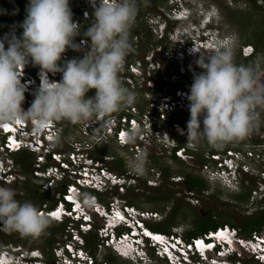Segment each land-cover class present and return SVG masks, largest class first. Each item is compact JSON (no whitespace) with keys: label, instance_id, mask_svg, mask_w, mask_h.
Masks as SVG:
<instances>
[{"label":"clouds","instance_id":"clouds-1","mask_svg":"<svg viewBox=\"0 0 264 264\" xmlns=\"http://www.w3.org/2000/svg\"><path fill=\"white\" fill-rule=\"evenodd\" d=\"M170 1L171 7L167 12L164 10V16L159 14L148 21L150 26L153 25L158 31H162L164 38L170 34L166 32L169 20L177 22L187 20L198 13L200 6L193 2L195 10L192 11L190 10L192 5L188 4V0ZM229 4L234 6L233 1ZM78 6L83 22L91 23L76 41L75 37L80 35L83 22L79 19L73 20L69 0H28L26 15L22 23L16 26L17 30L22 29L19 36L13 29L0 37V153L12 154L26 149L37 154L39 160L37 163L34 161V164L41 173H35V176L47 180L42 183L46 191L54 190L58 182L61 184L65 182V190L56 192V200L50 205L45 203L39 209L31 202L21 203L15 199L16 192L13 188L0 186V229L39 236L49 226V220L57 223L68 221L65 226L66 241L58 246H52L53 260H48L40 249L24 251L20 245L6 243L0 244V264H112L101 257L96 258L88 250L86 235L90 232L97 233L100 241L97 246L104 247L126 260L136 258L137 262H141L155 258L163 259L167 264L179 262L235 264L239 263V260L234 262V259L231 261L228 258L236 257L238 253L240 256L247 254L257 263L264 264V229L245 237L240 235L238 228L223 224L189 240L184 238L181 231L170 233L154 231L147 226L149 225L147 221L158 217V213L140 209L116 198L102 202L98 196L114 190L119 191L118 188L113 190L109 188L112 183L117 187L123 185L125 189L133 186L135 182H130V177L115 183L110 177L102 175L106 180V185L102 187L76 181L72 178L73 175L82 176L84 166L94 165V162L88 159L91 156L85 149L78 150L79 154L84 155L78 159L76 173L71 174V168L61 165V161L71 163L68 157L71 150L68 153L56 150L53 141L59 133L62 134V128L57 122L67 121L75 125L93 117L104 116L111 120L110 114L131 105L137 106L141 112L140 105L135 104L137 94L124 86L119 78L122 66L126 69L136 67L137 63L141 66L138 60L131 63L125 60L132 50L129 35L138 10L137 0H81ZM212 7L213 4L210 6L211 9L206 7V11L204 7L199 9L207 13L206 20L200 28L194 29L197 34L188 36L183 43L180 41L179 55L181 51L191 55L208 49L212 41V35L208 36V25L218 19L215 17L216 13L212 15L211 21L208 18L215 9ZM85 8L90 12L89 17L83 14ZM222 21L224 20L219 18L218 25ZM228 35L230 37L226 36L227 39L223 36L222 41L217 43L210 55L199 53L195 63L201 71L193 74L189 88L177 89L174 95L165 94V97H169L168 102L172 107L164 106L165 99L160 104L159 109L166 112L168 119L176 111H180L179 109H188L189 119L186 122L188 145L178 147L179 142L173 143L166 131L157 128L159 121L145 126L147 122L142 121L141 114H134L139 124L132 127L128 121L124 124L121 122L124 114L131 116L124 111L115 123H111L114 131L121 127L127 129L129 134L125 146L130 147L133 153L131 147L134 148L136 144L141 146L143 154L127 160L129 168L134 172L133 175L137 174L140 177L147 175L152 168L147 166L143 169L145 159L149 157V152L144 150L148 141H154L168 148L171 153L174 151L180 159H185L189 154L196 155L197 149L191 147H196L200 140H205L214 148L228 143L233 145V142L248 136L258 124L261 117L259 109L264 110V56L258 55L247 65L237 64L235 62L237 38L231 36L233 34ZM81 37L87 39V45L84 46L86 49L82 47L81 49L77 44ZM175 41L177 40L173 38V42ZM244 45H250L248 48L253 49L252 55H255L253 44ZM67 49L74 50L70 52V56L73 52L80 51H83V55L62 61V55ZM29 63L33 66L30 67ZM57 73L61 76L55 75ZM38 76L40 84L36 81ZM91 89H95L94 96L86 97V93ZM181 90L186 92L183 98L180 96L181 93L177 94ZM24 101L30 104L27 109L22 107ZM180 104L184 107H180ZM175 123L180 122H173L176 131L184 130L185 127L181 123L179 128H176ZM1 125H7L6 129ZM99 127L101 129L108 127L101 118ZM57 129L58 134L54 133ZM156 129L160 130L159 138L154 133ZM141 133L144 136L140 138ZM9 137L13 146L11 149L5 147V141ZM22 141L27 142V145L21 143ZM249 144L254 143L251 141ZM70 146L73 148L72 143ZM181 147L184 148L187 157L176 154L177 149ZM231 148L237 147L233 145ZM218 154L219 159L225 156L221 149ZM47 157L52 158V163H48ZM55 166L58 167L57 170H49ZM36 168L33 169L34 172ZM224 168L228 172L227 176L236 181L235 184L224 187L236 190L239 185L241 186L239 170L242 173L245 170L238 164L231 167L225 164ZM17 172L13 159H0V181L7 184L17 181L20 177ZM59 172L62 173V177L57 176ZM151 172L154 174V169ZM246 172L253 175L255 170L250 169ZM68 177L71 179L66 181ZM258 177L264 178L261 174ZM261 179L252 190L251 196L257 192L263 193L264 196ZM58 211H61V214L56 218L55 214ZM95 217L103 220L101 225L95 226Z\"/></svg>","mask_w":264,"mask_h":264},{"label":"rangeland","instance_id":"rangeland-1","mask_svg":"<svg viewBox=\"0 0 264 264\" xmlns=\"http://www.w3.org/2000/svg\"><path fill=\"white\" fill-rule=\"evenodd\" d=\"M6 7L15 17H22L26 15V7L21 6L20 0H2ZM81 3V0H69V6H76L78 3ZM170 0H140V7H137V14L135 16L134 23L131 27L137 29V33L131 37L129 35V41L132 46L131 52L127 55H131L136 58L140 62V65L137 63L134 69H126L122 66V69L119 72V78L130 90H133L137 94L136 102L141 107H144L141 112H147L150 110L149 105L151 107V101L157 102V108L152 109L151 113H158V109L161 107V102L165 97V94L171 90L174 85L182 84L185 85L186 88H189L194 73H199L201 69L196 65V60L199 57V53L201 55H210L214 50L218 42L222 41L229 33L233 34L231 36H235L237 38V44L235 48V61L240 59L239 56L248 54H253V49H249L250 45H242V42L246 39H256L255 36H259L264 42V0H257V4H250L245 0H237L234 1V6H231L229 3L231 0H188V4L192 5L193 2L199 4L198 13L193 14L187 20L183 21H174L169 20L166 32L168 31L170 34L166 38L162 35V31H158L155 26H150L148 21L151 18H155L159 14L163 15L164 10H167L171 7ZM213 4L212 8H215L208 16V18L212 19V15L214 13L215 17L222 18V21L218 25L217 23H211L208 25L209 35H212L211 44L208 46V49L202 50L199 53H193L188 55L186 52H180L179 55V43L188 36H194L197 34V31L194 29L200 28V25H203V22L206 20L205 16L207 15L204 11H199L200 8L204 7L205 11L211 9L210 6ZM194 6L190 8V10L194 11ZM207 7V8H206ZM144 13V14H143ZM164 16V15H163ZM146 17V21L144 18ZM158 19V17H157ZM22 19H20L19 23H22ZM18 23V24H19ZM91 22H83L80 27V35H78L76 40L83 35L84 31L90 26ZM209 23V21H208ZM80 25V24H79ZM217 25V26H216ZM16 34L22 32V29L15 30ZM4 33H0V37H2ZM163 37V38H162ZM173 38L177 41L173 42ZM227 39V38H225ZM224 39V40H225ZM83 49H86L82 46ZM81 48V49H82ZM178 49V51H177ZM255 55L254 59L258 56H264V49L259 48ZM83 55V51H80L76 55L69 56L67 59L79 58ZM126 56V57H127ZM125 57V58H126ZM176 57H179L177 59ZM30 67L33 66L31 63L28 64ZM27 65V67H28ZM123 76V77H122ZM35 92V91H34ZM33 92V93H34ZM178 94V93H177ZM159 105V106H158ZM30 106L29 102H23L22 107L27 109ZM137 107V106H136ZM126 108V107H125ZM125 108L122 111H125ZM157 109V110H156ZM137 110L138 107H137ZM180 111H176L169 119L168 115L165 116L168 120L164 119L163 121L158 122L157 128L167 132V136L170 137L173 143H184V145H188L186 143V122L189 119V111L179 109ZM140 112V113H141ZM260 119L263 121H259L264 123V110H260ZM153 115V114H152ZM142 117V116H141ZM175 117L178 119L185 128L184 130L176 131L170 121ZM107 126H111L112 121L106 122ZM59 127L65 131L66 136L59 133V136L55 138L53 141L56 150H61L64 153H68L73 148L70 144L74 141H81L83 137H81L80 126L81 123L71 124L67 121L57 122ZM179 123V124H180ZM183 133V134H182ZM259 131L253 130L248 135V143L251 141L260 142L261 139H264V131L260 133V137H257ZM236 143L241 142L235 141ZM244 144V143H243ZM196 150V155L193 158L189 156L185 159H181V161H174L171 158V152L168 148L158 145L153 142L148 141V145L144 147V150L149 152V157L147 160L145 159V163L143 165V169L147 168V166L152 167L149 174L137 176V174L133 175L134 172L129 168L127 160L130 158H135L134 153L130 150V147L119 145L114 138L109 139L107 141L102 142L101 144H97L95 147L89 149L87 151L88 155L95 159H103V156L109 157V160H104L103 163L105 166L113 170L115 173L120 174L125 177H134L135 184L131 187L126 188L123 192L119 191H111L102 196V202L109 201L111 198H116L119 201L127 202L128 200H136L138 206L136 207L158 213V217L151 218L147 223L148 227L153 229V226H163L171 231H181L185 232L187 229H192L194 227V223L202 222L203 217L214 213L217 215L218 220H227L231 221L234 224L240 225L243 223L247 216H254L260 211V206L258 205L261 200L264 201L263 193H258L254 196H251L249 201L243 202V200L237 199V193H240L241 187L236 190H231L227 187L221 185L220 181L210 180L208 174L205 170V165L207 164L212 170L216 169L217 164L211 158V149L214 147H210L203 140L196 145V147H191ZM219 149V148H217ZM264 149V143H262V148ZM143 154V153H142ZM37 154L33 153V157L35 163L39 160L36 156ZM203 157L200 161L199 156ZM144 156V155H143ZM0 157L4 160H12L15 157L12 154H8L7 152L0 153ZM155 157H159L157 161H155ZM0 158V159H1ZM46 158V157H45ZM52 159V158H51ZM51 159L47 157L48 163H52ZM31 166L32 175L35 176L34 168L36 165ZM202 162V163H201ZM17 163V162H16ZM250 167H256L255 172L251 175L249 172L245 171L240 175V181L246 183V185L253 186L252 189L257 187V182L261 178L258 175L261 174V171L264 169V162L258 161L257 163L249 162ZM169 166L171 169V175L168 177L165 173L164 168ZM17 173L19 174V178L17 181L7 184L0 181V186L11 187L15 190L17 199L19 202L23 203L30 199L31 195L27 193L26 188L23 187V180L26 179L29 175L25 174L22 166L17 163L16 164ZM154 169V174L153 171ZM197 173L201 175L207 182L208 186L204 192L190 191L187 188L184 182L185 173ZM36 177V176H35ZM68 180L66 181H69ZM179 179V180H175ZM152 181V182H149ZM263 186H264V178ZM37 182H41L37 179ZM63 184L59 183L56 187L49 189L50 192L47 193V203L50 205L54 200H56V192L61 189ZM40 192L42 193L45 190L44 186H40ZM168 194L170 199L164 201L159 199L162 194ZM236 195V196H235ZM32 198V197H31ZM152 198L153 200H150ZM159 200H158V199ZM33 199V198H32ZM33 203V202H31ZM34 204V203H33ZM36 206V204H34ZM176 206H179L180 210L176 214V224L171 225L169 223L170 216L172 212L175 210ZM102 219L95 217V226H99L102 224ZM49 226L40 236H30L23 235L21 233L15 231H8L0 229V244L4 245L8 243V245H20L26 250L40 249L42 250L45 247V241L51 233H48L51 229L58 228V232L52 238L55 240L53 247L58 246L66 241V232L65 226L67 224L64 223L61 226L53 221L49 220ZM149 228V229H150ZM264 232V230H263ZM50 237V236H49ZM28 238V243L23 241L22 239ZM14 242V243H13ZM15 242H19L15 244ZM100 242L97 240V244ZM95 246L92 250H89L95 257H101V259H105L110 256L112 264H164L160 261L155 260L154 258L151 261L144 260L141 262H137L136 258L131 259H123L118 257L117 254H113L108 249L104 247ZM29 250V251H30ZM246 254V253H245ZM236 258L239 260V263L235 264H250L249 255L246 256L243 254H236V257L231 256L228 259L233 261ZM249 261V262H246ZM259 264V263H254Z\"/></svg>","mask_w":264,"mask_h":264},{"label":"trees","instance_id":"trees-1","mask_svg":"<svg viewBox=\"0 0 264 264\" xmlns=\"http://www.w3.org/2000/svg\"><path fill=\"white\" fill-rule=\"evenodd\" d=\"M21 2V6L26 7L27 6V2L28 0H20ZM233 1V0H231ZM237 1V0H234ZM247 2H250V4H254L256 5L257 2L256 0H245ZM80 3H78L76 6H72L70 7L73 13V20L79 19L82 20V22L84 21L83 16L81 14V12L79 11V5ZM140 0H137V7H140ZM144 14V13H143ZM25 16L22 17H15L12 12H10L8 10V8L6 7V4H4V2L2 0H0V33H3L5 30L19 26L21 23H19L20 19H24ZM19 23V24H18ZM137 29L132 28L130 30V36L133 37L136 33H137ZM231 34V33H230ZM257 38V40L255 39H246L244 40V42H242V44H253L255 46V50L256 52L258 50H260L259 48H263L264 49V42L260 38L259 36H255ZM76 41V38H75ZM79 52H73V55L78 54ZM240 59L236 60L235 62L237 64H249L250 62H252L254 60V55H250V56H239ZM127 63H131L136 61V58L132 57L131 55L127 56L125 58ZM128 67V66H126ZM123 77V76H122ZM180 88H186L185 85L182 84H177L174 85L170 91H168V93H166V95H174L177 89ZM95 94V89H91L89 90L88 93H86V97H90V96H94ZM32 97V96H31ZM32 99H34V97H32ZM136 105L139 106V104H137V102H135ZM139 108L141 110H143L144 107L139 106ZM124 114V112L122 110L112 113L110 115H116L117 117H121ZM178 119H175V117L170 121V123L172 122H178ZM259 121H263V119L259 120ZM258 122V124L256 126H254L253 130H257L259 131V134L257 137H260V133L262 131H264V123ZM62 134L64 136H66L65 131H63L62 129ZM248 136H246L244 139L241 140V142H239L240 144L243 143H247L248 141ZM206 144L207 142L205 140H203ZM260 142H264V139H261ZM254 144L258 143L257 141H253ZM181 145H184V143L179 142L178 147H180ZM208 145V144H207ZM233 147L232 143H228L222 147H218V148H222L221 150H223V152H225L228 148ZM239 148V147H237ZM219 149L217 148H212L211 152H218ZM12 155H14L15 157H13V160L17 163H19L25 174L29 175L28 177H26V179L23 180V187L22 188H26V191L28 194L31 195V198L28 199V202H33L34 204H36L37 209L41 208L45 203H47V193L50 191H43L42 193L40 192V186L42 185V183L46 182V179L43 178H39V177H35L32 175V168L31 166L33 165V161L35 159V157H33V152L28 151L26 149H22L21 151L18 152H14L12 153ZM199 156V155H198ZM159 157H155V161H157ZM171 158L174 161H181V159L179 157H177L174 153V151H172L171 153ZM199 158H201L199 156ZM203 159V157L201 159H199L200 161ZM203 162V160H202ZM201 162V163H202ZM16 163V164H17ZM165 173L168 177L172 176L171 175V169L169 166H166L164 168ZM184 175V182L185 185L187 186L188 189H190V191H197V192H204L208 186L206 180L199 174L197 173H185ZM37 179H39L41 182H37ZM61 182H58V184ZM63 186L61 187V191L65 190V182H62ZM241 191L240 193H237V199L239 201V199L243 200V202H247L250 199L251 196V192H252V188L253 186L251 185H246V183L242 182L241 184ZM89 193H93V191H88ZM99 198L102 200V196H104L103 194H98ZM236 196V195H235ZM158 199V198H157ZM159 199H162L164 201H167L170 199V196L168 194H162L161 197H159ZM158 199V200H159ZM150 200H153L152 198H150ZM127 203H129L130 205H137L138 203L136 200H128ZM261 208L260 211L254 215V216H247V219L241 223L240 225L234 224L231 221H227V220H218L217 219V215H215L214 213H211L209 215H206L205 217H203L202 222H197L194 223V227L191 229H187L185 232H183V236L186 240H189L191 237H195V236H200L203 235L205 232L209 231V230H214L216 229L218 226H221L223 224H230L236 228H238L240 235L242 236H251V234L253 232H260L264 229V201L261 200L258 204ZM180 210L179 206H176L175 210L172 212L170 219H169V223L171 225L176 224V214L177 212ZM57 223V222H54ZM60 226L64 223H57ZM63 226V225H62ZM153 230L154 231H159V232H167L170 233V230L167 229L166 227L163 226H153ZM58 232V228L55 227V229H51L48 233H51V235L48 236V238L45 241V247L42 249L43 254L46 256V258L48 260H53L54 259V255H53V251H52V245L54 244L55 240H53L52 238L55 236V234ZM40 236V235H39ZM23 241H25L26 243H28V238H24L22 239ZM97 240H99L98 235L96 232H90L86 235V242H87V248L88 250H92V248L95 246V244H97ZM16 244L19 242H15ZM246 256V255H245ZM250 258V264H254L257 263L256 260H254L252 257ZM155 259V258H154ZM107 261H112L111 257L108 256L106 258ZM157 260V259H155ZM157 261H160L164 264H167L165 260H161L158 259ZM238 261V259L234 258V262ZM249 262V261H246ZM160 264V263H159ZM249 264V263H247Z\"/></svg>","mask_w":264,"mask_h":264},{"label":"built area","instance_id":"built-area-1","mask_svg":"<svg viewBox=\"0 0 264 264\" xmlns=\"http://www.w3.org/2000/svg\"><path fill=\"white\" fill-rule=\"evenodd\" d=\"M83 14L87 17L90 16V12L85 8L83 9ZM17 30V27H14L12 29H7L6 31H4L3 33H8L9 31L11 30ZM77 44L80 45V48L82 46H86L87 45V39L85 37H81L78 41H77ZM74 50L72 49H67L66 52L62 55V61L63 60H66L70 55L71 53ZM132 69H134L132 67ZM52 75V74H51ZM55 75H59L61 76L60 73H57ZM55 75H52V76H55ZM49 76V79H51L50 75L48 74ZM36 81L40 84V79H39V76H38V80L36 79ZM182 95H181V94ZM178 94H180L181 98H183V94H186V92L183 90L181 91H178ZM165 99V103H164V106L166 107H172L171 104H169V97H164ZM157 102L155 101H151V107L149 105V108L150 110L147 111V112H142L140 113L139 110H137V108L134 106V105H131V106H128L125 108V111L127 113H130L131 116L128 117L126 114H124L122 117H121V122L124 124L126 121H128L130 124H131V127L135 124H139L137 121H136V117L134 116V114H141L142 116V121L143 122H147L145 124V126H148L150 125L151 123L155 124L157 123L159 120H162V119H166L165 116H167L166 112H164L163 110L161 109H158V113L154 114V113H151L150 111H152V109H155L157 108ZM173 104H175L173 102ZM159 106V105H158ZM180 107H184V105L180 104ZM157 110V109H156ZM153 114V115H152ZM116 115H113L111 116V120L112 121V124L116 122V120L119 118H115ZM101 117H93L87 121H84V122H81V126H80V132L82 133L81 134V137H83V140L82 141H74L72 142V146L75 150H71L68 154V157L71 159V163L70 162H67V161H61V165H63L64 167H68V168H71V174H74L76 173V165L78 166V159L84 155V153H80L78 152V150L80 149H85V150H89L91 148L94 147V144L97 145V144H101L102 142L104 141H107L109 140L111 137H113L115 139V141L119 144V145H122V146H125L127 145V140H126V137L127 135L129 134V132L127 131L126 128H120L119 130L117 131H114V128L113 126H108L103 129H101L99 127V119ZM10 125V124H9ZM13 125V124H11ZM176 126V128H179V124L178 123H175L174 124ZM4 129L5 126L7 125H1ZM26 132H22V134H25ZM54 133L58 134L59 133V129H57ZM154 133L157 135L156 137L159 138L160 137V130L156 129L154 131ZM144 134L141 133L139 135V137H143ZM12 137V135H11ZM19 143V141H17ZM21 143H24V145H27V142H24L22 141ZM18 145V144H17ZM233 145H235L236 147H239V148H236V149H232V148H228L226 151H225V156L223 159H219V154L218 152H211V158L212 160H214L217 164V168L216 169H211L210 167H208V165L206 164L205 165V170L208 174V177L210 180H218L221 182V185L223 186H229V185H233L236 183V181H232L227 175H228V172L226 170H224V166L225 164H228L229 167H231L232 165H240L245 171H248L250 169H253L255 170L256 167H250L249 166V162H254V163H257L258 161H263L264 162V149H261L262 148V143H256V144H249V143H244V144H238L236 142H233ZM5 147H8V148H12V141H11V138L9 137L6 141H5ZM5 147H2L3 149H5ZM17 147V146H15ZM131 149L134 151V155L135 157L140 155L141 152V146L139 144H136L133 147H131ZM219 149H222V148H219ZM176 154L178 155H185V152H184V148H180V149H177L176 151ZM189 156L190 158H193L195 157V155L193 154H189L187 155ZM186 156V157H187ZM104 158L102 159H95L93 157H89L88 159L90 161H93L94 162V165L93 166H84L83 167V175H73L72 178L76 179V181L78 182H81V183H85V184H90V185H96L97 187H102L103 185H106V180L105 178H103L102 175L106 176V177H110L111 179H113L114 181L113 182H117L118 180L121 181L125 178V176H121V175H118L117 173H115L113 170H110L108 169L105 164L103 163L104 160H109V157L107 156H103ZM219 159V160H218ZM58 167L55 166L54 168H50L49 170H57ZM40 169L36 168L35 169V173H38L40 174L41 172L39 171ZM49 170L46 171V174L49 173ZM80 172V171H79ZM261 175L264 176V170L261 171ZM57 176H60L62 177V173L59 172ZM134 177H130L129 178V181L134 183ZM119 187L116 186V184L114 185L113 183L111 185H109V188L111 190L113 189H116L118 188L119 190H124L125 187L123 185H118ZM76 187V185H75ZM254 193H256V191H254ZM112 204L113 201H112ZM157 215V214H156ZM179 264H181V262H179Z\"/></svg>","mask_w":264,"mask_h":264},{"label":"bare ground","instance_id":"bare-ground-1","mask_svg":"<svg viewBox=\"0 0 264 264\" xmlns=\"http://www.w3.org/2000/svg\"><path fill=\"white\" fill-rule=\"evenodd\" d=\"M101 119H102L103 121L106 120V122H110V118H108V117H105V116H104V117H101ZM111 127H112V126H111ZM78 209H79V208H78ZM78 209H77V210H78ZM60 214H61V211H58V213L55 214V217H56V218H59V217H60ZM111 221H112V220H111ZM223 234H224V233H223Z\"/></svg>","mask_w":264,"mask_h":264}]
</instances>
